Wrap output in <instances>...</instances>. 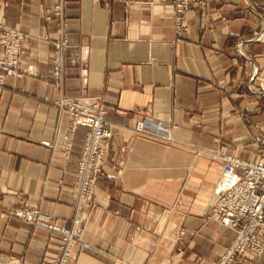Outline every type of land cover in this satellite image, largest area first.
<instances>
[{
	"label": "crops",
	"instance_id": "crops-1",
	"mask_svg": "<svg viewBox=\"0 0 264 264\" xmlns=\"http://www.w3.org/2000/svg\"><path fill=\"white\" fill-rule=\"evenodd\" d=\"M0 4V21L30 36L25 73L0 87V264H51L57 254L60 235L13 215L25 203L58 226L74 217L70 189L87 130L77 129L65 158V115L51 105L62 96L99 101L112 132L84 233L93 248L70 264H216L234 236L205 217L218 157L255 161L254 138H264V40L253 39L264 0L191 5L180 38L170 0ZM55 4L68 44L57 85L52 43L42 40L58 37L44 20ZM140 120L164 136L138 135Z\"/></svg>",
	"mask_w": 264,
	"mask_h": 264
},
{
	"label": "built area",
	"instance_id": "built-area-1",
	"mask_svg": "<svg viewBox=\"0 0 264 264\" xmlns=\"http://www.w3.org/2000/svg\"><path fill=\"white\" fill-rule=\"evenodd\" d=\"M170 4L176 38L189 30L188 12L191 5H196L201 12L207 10L206 0H170ZM2 9L0 4V14ZM44 20L58 35L55 39L49 35L42 37L43 41L52 43V77L57 85L62 78L63 59L68 48L63 38L62 29L66 24L62 6L55 4L46 9ZM256 36V41L264 40V30ZM29 39V34L0 21V87L6 79H18L25 73L20 64L26 56L24 44ZM43 100L49 102L47 98ZM51 105L65 115L61 135L65 158L70 154L77 129L87 130L74 174L75 183L70 189L75 202L74 217L70 225L58 226L27 203L15 210L13 215L30 225L60 235L61 244L51 264H70L76 251L93 248L84 240V233L112 132L99 101H76L62 96L52 101ZM134 132L150 138L164 136L159 126L148 120L137 121ZM254 141L260 149L255 161L230 154H220L218 157L222 171L209 199L205 217L229 229L234 236L216 264H257L264 253V138L256 136ZM182 234L183 231L180 232Z\"/></svg>",
	"mask_w": 264,
	"mask_h": 264
},
{
	"label": "rangeland",
	"instance_id": "rangeland-1",
	"mask_svg": "<svg viewBox=\"0 0 264 264\" xmlns=\"http://www.w3.org/2000/svg\"><path fill=\"white\" fill-rule=\"evenodd\" d=\"M263 24H264V21H262V23H260V25H259L260 28H261V30H264V25H263ZM258 34H260V33H258ZM255 37H257V36H256V35L254 36V38H253L254 41H256V40H255ZM262 41H263V40H262ZM262 41H256V42H262ZM254 87H256V86H254ZM256 88H257V87H256ZM253 89H254V88H253ZM252 91H254V90H252Z\"/></svg>",
	"mask_w": 264,
	"mask_h": 264
}]
</instances>
